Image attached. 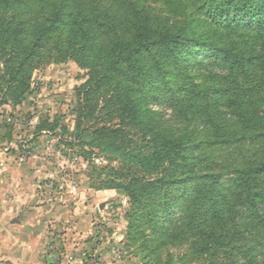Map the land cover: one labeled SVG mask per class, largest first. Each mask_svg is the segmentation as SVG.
I'll list each match as a JSON object with an SVG mask.
<instances>
[{"label": "trees", "instance_id": "trees-1", "mask_svg": "<svg viewBox=\"0 0 264 264\" xmlns=\"http://www.w3.org/2000/svg\"><path fill=\"white\" fill-rule=\"evenodd\" d=\"M165 1L172 18L150 12L134 1L119 17L105 0H0V99L19 104L39 65L63 56V60L73 57L82 66L79 57L93 47L101 48L99 42L104 40L109 59L103 72L91 77L84 89L90 94L93 87L110 83L117 66L128 69L116 104L122 107L125 127L126 121H140L144 136L122 138L124 143L134 141L140 146L137 152L123 154L143 171L156 174L144 183L134 180L128 186L121 183L100 189H124L133 204L140 205L139 214L148 215L146 223L163 230L161 213L148 212L155 203V192L183 178L198 180L196 186L188 188L191 194L185 200L192 212L176 221L187 225L184 234L194 238L199 253L210 260L227 250L226 264H264V0ZM63 26L64 38L43 54L44 43ZM194 44L220 60L228 75L217 86L205 88L184 74L182 85H170L173 109L188 124H202L209 144L237 145L240 150L246 145L257 148L253 153L240 154L239 160L230 164L229 169L234 166L236 173L231 181L235 187L220 194L214 180L196 174L195 153L206 142L191 133L178 136L171 132L160 114L153 118L152 126L149 115L147 122L142 120L148 96L143 93V80L163 73L164 64L181 69L178 51ZM112 139L105 138L118 152L122 147ZM190 162L194 163L191 168ZM173 204L176 202L170 199L161 208L167 221L172 218L169 212ZM239 206L243 219L237 214Z\"/></svg>", "mask_w": 264, "mask_h": 264}, {"label": "rangeland", "instance_id": "rangeland-1", "mask_svg": "<svg viewBox=\"0 0 264 264\" xmlns=\"http://www.w3.org/2000/svg\"><path fill=\"white\" fill-rule=\"evenodd\" d=\"M131 1L164 18H172L165 0H105V4L123 17L132 8ZM74 11L71 13L75 14ZM65 29L63 26L44 43L43 54L53 49L52 43L64 38ZM99 45L102 47H93L87 55L79 57L82 66L73 57L63 60L64 57L58 55H55L57 61L39 65L29 81L28 93L19 104L0 99V153L15 154L23 162L29 158L33 159L32 163L38 162L46 178L44 182L49 183L47 200L57 201L53 212L59 209L55 234L61 242V255L56 262L226 264L227 250L218 252L215 260L202 256L195 239L184 234L187 225L176 223L185 213L192 212L185 200L191 194L188 188L196 186L198 180L183 178L155 192L154 206H150L148 212L161 213L159 220L164 225L163 230L152 229V222L146 223L148 215L139 214L140 205H134L124 189H100L121 183L128 186L134 180L144 183L153 180L156 172L143 171L123 154L124 151L137 152L140 146L134 141L124 143L122 138L136 140L144 136L139 129L140 121L136 124L126 121L128 126L125 127L121 120L122 107L116 104V97L120 95L118 89L128 69L117 66L110 83L93 87L90 94L84 89L91 77L103 72L109 59L105 41ZM203 50L196 44L182 49L178 51L181 69L164 64L163 73L156 72L154 78L143 80V93L148 96L143 103L142 120L147 122L145 117L149 115L152 126L153 118L160 114L164 126L171 132L178 136L191 133L193 138L206 142L195 153L196 174L214 180L220 194L235 187L231 181L236 173L234 166L229 169L230 164L238 161L240 154L253 153L257 148L246 145L240 150L237 145L209 144L202 124H188L178 110L173 109L170 85L174 82L182 85L184 74H188L195 85L205 88L217 86L228 75L226 66ZM123 125L124 131H120ZM116 129L119 131L114 132ZM105 138H114L112 143L122 148L116 152ZM143 148L147 150L146 145ZM193 164L190 162L189 167ZM170 199L176 204L170 209L172 218L168 222L161 208ZM237 214L243 219L241 206Z\"/></svg>", "mask_w": 264, "mask_h": 264}, {"label": "crops", "instance_id": "crops-1", "mask_svg": "<svg viewBox=\"0 0 264 264\" xmlns=\"http://www.w3.org/2000/svg\"><path fill=\"white\" fill-rule=\"evenodd\" d=\"M19 158L0 153V264H58L57 201L47 200L39 163Z\"/></svg>", "mask_w": 264, "mask_h": 264}]
</instances>
